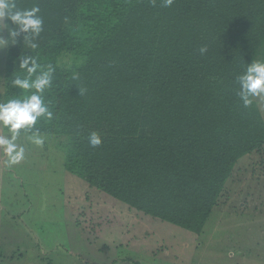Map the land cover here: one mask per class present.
Masks as SVG:
<instances>
[{"label":"trees","instance_id":"16d2710c","mask_svg":"<svg viewBox=\"0 0 264 264\" xmlns=\"http://www.w3.org/2000/svg\"><path fill=\"white\" fill-rule=\"evenodd\" d=\"M16 3L39 5L44 29L36 48L5 49L4 101L20 58H36L35 75L52 66L54 118L37 127L68 137L65 170L120 210L201 234L238 161L264 147L261 109L243 106L236 83L264 60V0ZM123 225L110 211L88 227L106 237Z\"/></svg>","mask_w":264,"mask_h":264},{"label":"rangeland","instance_id":"374dc122","mask_svg":"<svg viewBox=\"0 0 264 264\" xmlns=\"http://www.w3.org/2000/svg\"><path fill=\"white\" fill-rule=\"evenodd\" d=\"M43 136L40 147L22 136L24 159L11 167L0 151V264H264V147L238 161L197 235L109 203L65 170L68 137ZM110 211L124 225L96 235L90 217Z\"/></svg>","mask_w":264,"mask_h":264},{"label":"clouds","instance_id":"9594fccd","mask_svg":"<svg viewBox=\"0 0 264 264\" xmlns=\"http://www.w3.org/2000/svg\"><path fill=\"white\" fill-rule=\"evenodd\" d=\"M174 0H163L164 7H171ZM39 5L30 8H20L16 0H0V32L7 29V38L0 35V49L9 45H17L21 39L24 43L36 48L33 39L43 31L44 20L40 15ZM203 55L207 47L199 49ZM22 75H16L11 80V87L16 95L0 102V151L6 157V166L19 164L25 156V148L18 143L23 136L28 142L37 147L45 143V138L37 127L39 121H51L54 110L50 101L46 99V92L50 90L53 81L54 68L48 66L47 71L35 75L40 65L33 56H24L18 64ZM35 76V78H33ZM238 84L237 95L248 108L253 99L264 101V60H252L236 77ZM47 90V91H46ZM90 146L98 147L102 143L99 134H89Z\"/></svg>","mask_w":264,"mask_h":264}]
</instances>
